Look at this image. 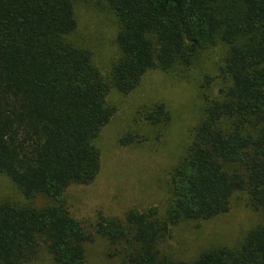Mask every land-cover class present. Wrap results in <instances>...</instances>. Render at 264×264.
<instances>
[{
    "label": "trees",
    "instance_id": "1",
    "mask_svg": "<svg viewBox=\"0 0 264 264\" xmlns=\"http://www.w3.org/2000/svg\"><path fill=\"white\" fill-rule=\"evenodd\" d=\"M105 2L117 22L119 52L108 78L72 39L78 26L72 0H0V175L26 199L50 201L0 203V264L30 262L42 245L54 264L84 263L89 235L64 191L92 183L100 172L95 141L114 115L109 91H133L150 69L190 66L217 42L227 46L218 66L226 84L206 104L171 172L164 214L131 208L123 219L100 217L95 231L117 264H264V224L191 260L159 248L172 227L226 214L236 193L264 212V0ZM145 118L158 124L169 113L155 104Z\"/></svg>",
    "mask_w": 264,
    "mask_h": 264
},
{
    "label": "rangeland",
    "instance_id": "2",
    "mask_svg": "<svg viewBox=\"0 0 264 264\" xmlns=\"http://www.w3.org/2000/svg\"><path fill=\"white\" fill-rule=\"evenodd\" d=\"M72 2L78 22L72 39L91 51L95 67L108 78L119 55L115 17L105 0ZM226 50L225 44L217 42L190 66H175L168 71L150 69L133 91H109L107 104L114 109V115L95 141L101 152L100 172L92 183L72 184L64 191L67 208L89 235L83 264L120 261L107 256L109 243L95 231L100 217L123 219L131 208L150 207H156L159 216L164 214L171 199V172L191 143L206 104L219 98L226 84L218 70ZM160 103L169 119L151 124L145 115ZM121 139L128 141L120 142ZM49 202L45 196L26 199L6 175H0V203L39 207ZM262 224L264 212L253 210L245 193H236L226 214L172 227L159 248L173 259L191 260L204 250L234 245L249 229ZM25 264L54 263L42 245L37 257Z\"/></svg>",
    "mask_w": 264,
    "mask_h": 264
}]
</instances>
